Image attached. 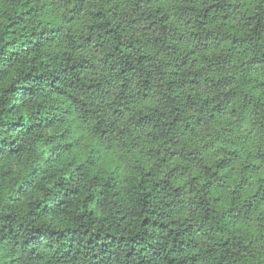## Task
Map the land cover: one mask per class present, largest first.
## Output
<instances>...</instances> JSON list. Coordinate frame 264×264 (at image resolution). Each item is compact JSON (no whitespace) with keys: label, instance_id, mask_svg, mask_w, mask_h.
Masks as SVG:
<instances>
[{"label":"clouds","instance_id":"obj_1","mask_svg":"<svg viewBox=\"0 0 264 264\" xmlns=\"http://www.w3.org/2000/svg\"><path fill=\"white\" fill-rule=\"evenodd\" d=\"M0 264H264V0H0Z\"/></svg>","mask_w":264,"mask_h":264}]
</instances>
